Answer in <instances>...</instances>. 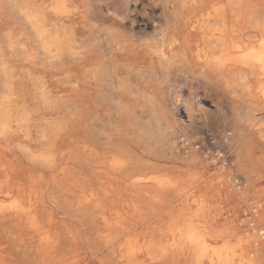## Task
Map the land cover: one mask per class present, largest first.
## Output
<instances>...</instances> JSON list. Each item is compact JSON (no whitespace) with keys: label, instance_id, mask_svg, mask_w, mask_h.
<instances>
[{"label":"bare ground","instance_id":"1","mask_svg":"<svg viewBox=\"0 0 264 264\" xmlns=\"http://www.w3.org/2000/svg\"><path fill=\"white\" fill-rule=\"evenodd\" d=\"M0 264H264V0H0Z\"/></svg>","mask_w":264,"mask_h":264},{"label":"rangeland","instance_id":"2","mask_svg":"<svg viewBox=\"0 0 264 264\" xmlns=\"http://www.w3.org/2000/svg\"><path fill=\"white\" fill-rule=\"evenodd\" d=\"M261 104H262V102H261V100L259 98L258 99L255 98L254 100H252L250 97L247 98V99H245V100L241 98V99H239V103L237 104V112L238 113H242L243 112V109L244 108H247L248 106L254 105V106H257L258 107V106H261ZM219 136H220V134L217 137H219ZM235 146H237V145H235ZM222 148H224L225 151L226 150H229L230 152H231V149H232V148L229 149L227 147H222ZM234 158L235 157L233 156V154L230 153V155H229V162H232L234 160ZM168 241L171 242L172 241V238H169Z\"/></svg>","mask_w":264,"mask_h":264}]
</instances>
